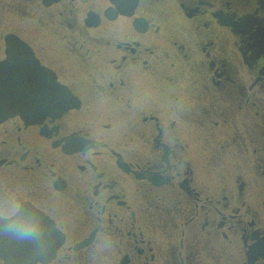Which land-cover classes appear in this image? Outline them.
Wrapping results in <instances>:
<instances>
[{"label": "flooded vegetation", "instance_id": "obj_1", "mask_svg": "<svg viewBox=\"0 0 264 264\" xmlns=\"http://www.w3.org/2000/svg\"><path fill=\"white\" fill-rule=\"evenodd\" d=\"M5 60L70 106L0 122V264H264V0H0Z\"/></svg>", "mask_w": 264, "mask_h": 264}, {"label": "water", "instance_id": "obj_2", "mask_svg": "<svg viewBox=\"0 0 264 264\" xmlns=\"http://www.w3.org/2000/svg\"><path fill=\"white\" fill-rule=\"evenodd\" d=\"M29 57V56H28ZM8 68V63L5 62L0 66L1 71L6 72ZM18 69L16 68V71ZM15 84L14 91H6L0 84V121L4 120V118L17 114L23 113L27 119L33 118L37 111V107L41 106V108H53L55 104H48L45 102H40L39 99L44 96L39 89L43 90L40 86L34 85H24L25 82H18ZM23 83L22 85H19ZM37 89V90H36ZM63 106V110L68 106V103H59Z\"/></svg>", "mask_w": 264, "mask_h": 264}]
</instances>
